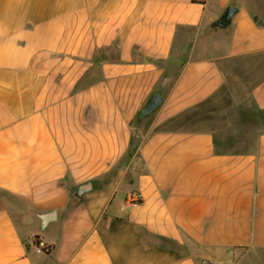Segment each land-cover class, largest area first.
<instances>
[{"label": "crops", "instance_id": "1", "mask_svg": "<svg viewBox=\"0 0 264 264\" xmlns=\"http://www.w3.org/2000/svg\"><path fill=\"white\" fill-rule=\"evenodd\" d=\"M211 262L264 264V0H0V264Z\"/></svg>", "mask_w": 264, "mask_h": 264}, {"label": "rangeland", "instance_id": "2", "mask_svg": "<svg viewBox=\"0 0 264 264\" xmlns=\"http://www.w3.org/2000/svg\"><path fill=\"white\" fill-rule=\"evenodd\" d=\"M227 32H229V29H225V31H221L220 33L227 34ZM238 73L243 77L244 72L242 68H239ZM232 86L235 87L236 90L244 88L243 86H239L237 83L233 84ZM240 99H244L243 94H237L233 98L227 95V98L221 100L219 105L221 111L227 113L229 112V114L227 117H224V115L222 114L221 118L217 120L218 122L216 121V125H218V127H221L226 135L249 134L250 136H253L254 134H256L259 128L258 110L256 109V105L254 103H249L248 100H246V103H241V101L243 102V100ZM135 117L136 114L134 118ZM230 121H234L236 123L235 126L229 125ZM237 145L244 146L248 144H244L242 142Z\"/></svg>", "mask_w": 264, "mask_h": 264}, {"label": "water", "instance_id": "3", "mask_svg": "<svg viewBox=\"0 0 264 264\" xmlns=\"http://www.w3.org/2000/svg\"><path fill=\"white\" fill-rule=\"evenodd\" d=\"M238 12V7L236 5L230 4L228 5L222 15L212 22L210 26L207 28L208 31L211 30H221L226 29L230 23L232 22L234 16ZM255 20L258 19L257 16L254 17ZM163 102V97L157 93H151L149 97L146 99L140 110L137 112L136 115V123H139L145 116L154 112L159 105ZM93 188L92 182L87 181L77 185L73 192L72 197L76 201H80L82 197ZM42 221V227L45 226L47 221L49 220L48 216L38 214Z\"/></svg>", "mask_w": 264, "mask_h": 264}, {"label": "built area", "instance_id": "4", "mask_svg": "<svg viewBox=\"0 0 264 264\" xmlns=\"http://www.w3.org/2000/svg\"><path fill=\"white\" fill-rule=\"evenodd\" d=\"M130 200L133 203H138L139 202V198L137 196L133 195V194L130 195ZM36 249L39 252H44V251L47 250V246L44 244V242H42L41 240H39L36 243ZM210 264H227V263H223V262H211Z\"/></svg>", "mask_w": 264, "mask_h": 264}]
</instances>
